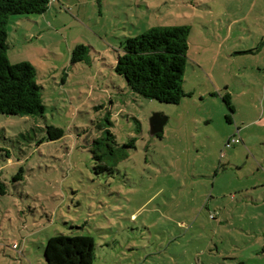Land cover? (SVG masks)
<instances>
[{"label": "rangeland", "instance_id": "obj_1", "mask_svg": "<svg viewBox=\"0 0 264 264\" xmlns=\"http://www.w3.org/2000/svg\"><path fill=\"white\" fill-rule=\"evenodd\" d=\"M178 25L180 101L132 92L114 71L122 41ZM6 33L44 110L0 113V264H45L57 234L92 236V264H264V0H50ZM153 114L166 117L155 135ZM107 129L126 156L96 173Z\"/></svg>", "mask_w": 264, "mask_h": 264}, {"label": "trees", "instance_id": "obj_2", "mask_svg": "<svg viewBox=\"0 0 264 264\" xmlns=\"http://www.w3.org/2000/svg\"><path fill=\"white\" fill-rule=\"evenodd\" d=\"M50 0H0V113L38 114L44 110L41 86L36 82V69L26 61L11 64L7 58L6 24L10 15L41 14ZM189 27L154 26L136 36L126 37L117 54L114 71L125 78L130 90L143 97L164 103H178L184 95L183 72L187 62ZM85 47L77 45L71 53V62L83 58ZM222 100L234 111L228 93ZM231 121L230 116L226 117ZM108 124L110 122L108 121ZM48 139L62 136L59 127L47 126ZM114 136L109 129L104 137L93 140L91 153L96 173L111 172L106 159L123 158L125 151L114 147ZM126 146V144H125ZM17 178V176L15 177ZM6 186L0 179V195ZM95 241L90 235L57 234L47 239L44 246L45 264H92Z\"/></svg>", "mask_w": 264, "mask_h": 264}, {"label": "water", "instance_id": "obj_3", "mask_svg": "<svg viewBox=\"0 0 264 264\" xmlns=\"http://www.w3.org/2000/svg\"><path fill=\"white\" fill-rule=\"evenodd\" d=\"M165 121H166V117H163L162 115L159 114H153L150 117V134L155 135L161 133Z\"/></svg>", "mask_w": 264, "mask_h": 264}]
</instances>
